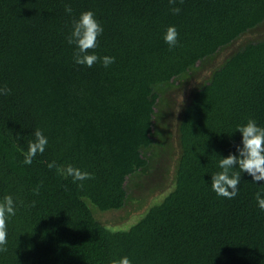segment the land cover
<instances>
[{
    "label": "trees",
    "instance_id": "16d2710c",
    "mask_svg": "<svg viewBox=\"0 0 264 264\" xmlns=\"http://www.w3.org/2000/svg\"><path fill=\"white\" fill-rule=\"evenodd\" d=\"M88 10L103 28L89 51L114 57L107 68L74 64L66 41ZM263 25L264 0H0V200L16 202L0 264H264V182L242 173L232 199L210 187L219 157L237 153V125L264 127V35L191 81ZM36 129L48 144L25 165ZM66 165L89 178H65ZM165 182L128 229L99 221L134 186Z\"/></svg>",
    "mask_w": 264,
    "mask_h": 264
},
{
    "label": "clouds",
    "instance_id": "9594fccd",
    "mask_svg": "<svg viewBox=\"0 0 264 264\" xmlns=\"http://www.w3.org/2000/svg\"><path fill=\"white\" fill-rule=\"evenodd\" d=\"M71 8L66 7L65 12L71 13ZM173 14H178L180 9H170ZM103 32V28L95 18L91 10L80 13L78 18L71 24V30L66 37L69 45H73V62L76 65L92 67L99 61L107 68L115 60L111 56L99 57L90 49L97 47V38ZM177 30L175 26H168L162 36L164 43L171 49L177 44ZM10 92L7 88H0V95ZM240 134V145L236 154H229L226 157H219L218 167L220 171L210 177L211 190L217 195L232 199L237 195L238 184L241 182V174L246 173L251 177L252 183L264 182V127L259 126L254 119H248L246 123L237 125L236 131ZM34 139L29 142L27 151L23 152V163L30 165L37 154H42L48 144V138L39 129L33 132ZM55 166V162L48 164L49 168ZM238 169L239 171H234ZM57 171L65 178L71 177L75 181H82L89 178L90 174L83 172L72 165L63 168L57 167ZM261 185V184H260ZM256 205L264 211V194L258 192L255 196ZM16 214V202L12 195H6L0 200V251L5 250L7 242L6 221ZM111 264H132L128 256H121L113 259Z\"/></svg>",
    "mask_w": 264,
    "mask_h": 264
},
{
    "label": "rangeland",
    "instance_id": "374dc122",
    "mask_svg": "<svg viewBox=\"0 0 264 264\" xmlns=\"http://www.w3.org/2000/svg\"><path fill=\"white\" fill-rule=\"evenodd\" d=\"M264 35V25L261 26L256 31H251L244 36L240 37L236 41H234L232 44L222 48L218 51L210 60L207 62L203 68H201L197 74L191 79L192 83H196V81H203L207 77V74L209 71L214 68L217 65H220L224 59L229 56L234 50H236L238 47L243 45L246 40H257L262 38ZM192 86V85H191ZM143 183H146L145 181ZM169 184V183H168ZM153 185V184H152ZM158 185V186H157ZM167 183H161L156 184V189L152 192L144 190L142 187L134 186L132 189L131 196L133 198V202L131 201L123 210L119 211H111V212H105L98 216L99 221H101L102 224L106 225L107 227H112V229H128L131 225H133L137 219L138 216L150 205L160 201L163 196L170 190L169 187L165 186ZM162 187L163 190L159 189V187ZM137 196V197H135ZM138 197H142L143 200L141 202H137L135 198L138 199ZM144 202V203H142ZM140 203L142 205L139 207ZM111 229V228H110Z\"/></svg>",
    "mask_w": 264,
    "mask_h": 264
}]
</instances>
